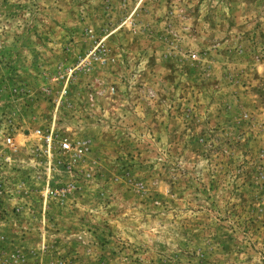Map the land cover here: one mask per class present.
<instances>
[{"label":"rangeland","instance_id":"rangeland-1","mask_svg":"<svg viewBox=\"0 0 264 264\" xmlns=\"http://www.w3.org/2000/svg\"><path fill=\"white\" fill-rule=\"evenodd\" d=\"M0 264H264V0H0Z\"/></svg>","mask_w":264,"mask_h":264},{"label":"built area","instance_id":"built-area-1","mask_svg":"<svg viewBox=\"0 0 264 264\" xmlns=\"http://www.w3.org/2000/svg\"><path fill=\"white\" fill-rule=\"evenodd\" d=\"M37 134H41V131L39 130ZM8 142L10 143V140H8ZM69 149H70V144H68L67 142H61V150L66 151Z\"/></svg>","mask_w":264,"mask_h":264}]
</instances>
